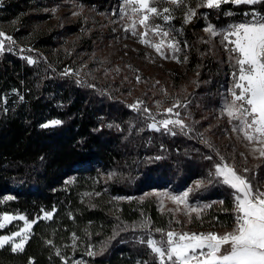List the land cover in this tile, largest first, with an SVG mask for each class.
Instances as JSON below:
<instances>
[{"label":"trees","instance_id":"16d2710c","mask_svg":"<svg viewBox=\"0 0 264 264\" xmlns=\"http://www.w3.org/2000/svg\"><path fill=\"white\" fill-rule=\"evenodd\" d=\"M56 1L63 0H4L0 9V17L16 20L10 34L18 39L31 36L38 47L50 48L51 58H59L50 63L39 56L32 64L13 46H5L0 52V98L11 91L22 98L9 108H0V213L23 214L34 220L44 212H55L51 220L34 224L23 251L13 252L11 246L0 248V264H69L75 238L81 251L96 246L90 264H159L156 254L141 242L146 237L138 232L145 228L130 226L146 218L153 229L167 230L169 218L151 199L118 200L115 196L133 195L147 186H163L166 181L179 184L182 179L188 183L202 178L211 187L209 170H213L216 156L208 154L200 138H195L205 123L196 105L214 103H210V96H200L205 90L186 98L178 91L180 81L190 75L196 74L197 82L208 83L209 76L214 79L220 70L219 64L214 63L209 46L201 39L200 23L185 27L188 62L184 72L170 67L168 74L177 90L172 93L174 99L195 104L193 121H184L192 127L187 134L177 127L154 131L148 113L133 110L112 94L58 71L59 62L67 64L76 57L68 50L61 53L62 58L55 55L56 47L62 45L60 35H69L75 28L82 35L85 29L81 30V25L42 29L38 24L46 15L42 5ZM67 1L99 12L111 11L120 2ZM249 10L264 14V4L229 3L210 9L208 15L220 25L245 19ZM81 42L78 48L91 47V40ZM55 120L60 123L49 124ZM45 124L50 126L43 127ZM102 171H114L115 175L106 181ZM210 193L223 203L212 206L195 228L231 227V190L216 184ZM8 195L12 200L3 203ZM18 229L19 223L12 224L0 229V236Z\"/></svg>","mask_w":264,"mask_h":264},{"label":"rangeland","instance_id":"374dc122","mask_svg":"<svg viewBox=\"0 0 264 264\" xmlns=\"http://www.w3.org/2000/svg\"><path fill=\"white\" fill-rule=\"evenodd\" d=\"M3 1L0 0V9ZM185 2L186 7L172 5L167 0H158L156 4L161 10L164 7L170 8L173 17L167 23L159 17H153L149 21L150 24L160 25L163 30L169 33L168 37L164 38L165 46L161 48V52H157L154 47L140 42L142 38L140 33L144 29L138 24L135 29H132V22L138 20V17L131 12V7L126 5L125 0H120L111 11L107 12H99L93 7L90 8L81 3L67 0L52 3L45 2L41 7V11L46 15L42 19H38V24L41 25L42 29L47 31L55 25H59V27L65 25H68V27H79L81 25V30L85 29L82 35L76 31L77 28L74 31L71 29L69 31L71 34L69 35L67 33L60 35L62 45L56 47V51L54 50L55 55L61 56L60 58H62L64 54L61 53L67 50L71 55H76L72 59L73 61L67 64L62 65L61 63L63 61L59 62L57 68L58 71L62 72V75L75 77L80 81H84L93 89H101V91L108 95L112 94L116 100L120 99L131 109H133L131 105L138 104V109L133 110L143 111L145 114L148 113L151 120L150 128L154 131L157 130L151 127L153 123L157 124L159 130L164 129L168 131L175 127L181 128L180 126L169 125L166 129L159 124L164 119H180L184 124L183 130L187 134L192 126L186 124L184 121L185 119L187 121H193L195 104H187V101L179 102L181 107L173 110L174 113L179 112V117L166 113L165 110L172 107L178 101L172 96V93L177 90L174 80L168 74V69L175 67L178 71L184 72L188 62V45L183 34L184 28L191 23H200L199 33L201 39L209 46L215 58L213 61L214 63L216 61L218 62L220 70L217 74L213 75L214 79L212 75L209 76L210 72L207 73V76H209L208 83L207 81L203 83L197 82L196 74L185 77L180 81V89L178 92L181 97L185 96L186 98L190 97V95L196 97L198 96L197 92L205 90L200 96L202 98L210 96V103H214L207 105L204 101L197 102L198 104L196 106L199 107L203 115L201 119H205L204 125L201 124L202 130L199 135H204L205 138L198 134H195V138H200L198 141L201 142L200 144L203 143L201 146H204L206 152L208 150V154L212 157L216 156V159L212 163L215 166L213 170H209V174L215 171L216 165L221 163V157H223L224 162L232 164L238 170H243L244 168L249 169L243 175L247 176L253 185L260 186L264 189V157H261L258 152H251L253 145H250L244 139L241 131L233 130L234 128H239V122L230 120L222 110L226 100H231L230 90L234 83L232 73L235 70V61L231 59L233 54L225 50L222 33L230 26L245 22L251 19V17L246 16L243 20L235 19L217 25L213 23L208 15L210 9L197 7L199 0H185ZM187 8L195 9L197 13L189 23H185L184 20ZM251 11L253 10H249L247 13ZM14 21L16 20L11 21L5 19L3 16L0 17V31L12 37V41H4V47L13 46L19 49L20 55L23 58H26L27 61L32 60L35 64L39 61V56L50 61V63L56 58L59 59L55 56L51 58L52 54L51 52L49 53V47H38L35 45L31 36L18 39L10 34L9 32L14 31V25L16 24ZM210 26L217 30V35L213 36L205 31ZM84 38L92 42L91 47L89 46L86 50L84 48H78L84 42H81ZM161 38L159 35H154L151 32L146 37L151 43H158ZM171 42L177 45L178 51L167 46ZM228 47H231V45ZM21 99L17 91L3 93L0 98V108H9L10 105H14V103ZM144 108H147L148 112H145ZM205 111L206 114H204ZM208 130H212L213 133L209 134ZM101 174L106 181L115 175L114 171H102ZM183 181L182 179L179 184L166 181L163 186H147L142 191L133 195H116L115 198L118 200L144 201L151 199L156 203L159 211L170 220L168 229H160L161 231L159 232L156 231L157 229L151 227V223L146 218L136 221L130 227L141 228L142 225L147 224V227H142L145 229L142 231L140 229L138 233L144 235L146 240L153 238L158 242L166 240L164 234L168 231L193 233L196 230L205 229L207 233L211 232V230H216L217 234L221 235L226 232H231L235 226L234 222L231 227L221 229L213 227L196 229L195 227L199 224V221H202L201 219L212 206L220 204L219 201H222L220 198H213L211 193L207 194L209 189L213 188L216 184H221L223 187L231 190L232 196L234 195V190L217 182L214 178L210 182L211 187H207L206 180L202 178L189 180L188 183ZM197 181H203L204 184L198 190H194L189 194L187 204L177 205L167 198L168 196L182 195L188 189L194 188ZM9 197L11 196H5L2 199L3 203L12 200ZM191 208L201 209L199 218H197L196 212L190 211ZM45 213L48 212H44L34 220H30L23 214L0 213V222H2V217L5 214L25 217V220L32 223V227L27 233L28 241L32 234L34 224L39 220L49 221L55 214V212H50L51 219H45L43 218ZM15 223H19V229L17 231L23 230L25 226V221L23 220H12L6 223L4 228ZM15 232L7 236H11ZM19 239L20 237H16L17 242ZM77 240L78 238L73 240V245L75 246L74 254L70 257L69 264H90L89 259L94 255H89L88 253L89 251L95 253L96 246L90 245L85 251H81L77 248ZM26 244L27 242L24 244V248ZM4 246H11L12 248L11 244ZM157 259L159 261L158 257Z\"/></svg>","mask_w":264,"mask_h":264},{"label":"snow or ice","instance_id":"6c2138e0","mask_svg":"<svg viewBox=\"0 0 264 264\" xmlns=\"http://www.w3.org/2000/svg\"><path fill=\"white\" fill-rule=\"evenodd\" d=\"M157 2L158 0H125L126 5L131 7V12L138 17V20L132 22V29H135L137 24L144 29L140 33L142 37L140 42L161 52V48L165 46L164 38L168 37L169 33L160 25L150 24L149 21L153 17H159L167 23L173 17L170 8L164 7L161 10L156 6ZM167 2L186 7L185 0H167ZM229 3L253 6L264 4V0H199L197 7L220 9L222 4ZM196 14L195 9L187 8L185 23L191 22ZM245 15L250 16L251 19L234 24L222 33L225 50L233 54L231 59L235 61V70L232 73L234 83L230 90L231 100H226L222 110L230 120L239 122V128L233 130L241 131L244 139L253 145L251 152H258L264 157V14L253 10ZM205 31L213 36L218 34L211 26ZM150 32L162 37L158 43H151L146 39ZM4 41H12V37L0 31V52L4 50ZM229 45L231 47H228ZM167 46L175 51L179 50L174 42L168 43ZM28 62L33 63L32 60ZM131 107L138 109L139 105L134 104ZM179 107L181 104L177 101L165 111L179 117V112L173 111ZM144 111L148 112V109L144 108ZM51 123L57 125L60 121L55 120ZM159 124L166 129L169 125L184 127L180 119H164ZM49 126V124L43 125V127ZM151 127L159 130L156 123ZM248 171L247 168L238 170L232 164L224 162V158L221 157V163L216 165L213 173H210L217 182L234 190L233 230L222 235L214 232L197 234L168 231L164 234L166 240L163 242L153 238L142 240L141 242L159 258V264H264V189L253 185L252 181L243 175ZM203 184V181H197L194 188L188 189L182 195L167 198L177 205L187 204L189 194L198 190ZM219 203L222 204L223 201ZM190 211L196 212L199 218L201 209L191 208ZM43 218L51 219V213H45ZM12 220H23L25 226L23 230L11 236H0V248L11 244L13 252L23 251L32 223L23 216L5 214L0 222V229ZM142 227H147V224ZM16 237H20L18 242ZM88 254L95 255L92 251Z\"/></svg>","mask_w":264,"mask_h":264},{"label":"built area","instance_id":"2783aa9c","mask_svg":"<svg viewBox=\"0 0 264 264\" xmlns=\"http://www.w3.org/2000/svg\"><path fill=\"white\" fill-rule=\"evenodd\" d=\"M211 232H214V233H217V231L216 230H211ZM193 233H197V234H199V233H207V231L205 230V229H199V230H196L195 232H193Z\"/></svg>","mask_w":264,"mask_h":264}]
</instances>
